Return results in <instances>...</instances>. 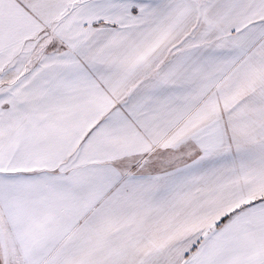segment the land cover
Listing matches in <instances>:
<instances>
[{"label": "snow or ice", "instance_id": "6c2138e0", "mask_svg": "<svg viewBox=\"0 0 264 264\" xmlns=\"http://www.w3.org/2000/svg\"><path fill=\"white\" fill-rule=\"evenodd\" d=\"M0 264H264V0H0Z\"/></svg>", "mask_w": 264, "mask_h": 264}]
</instances>
